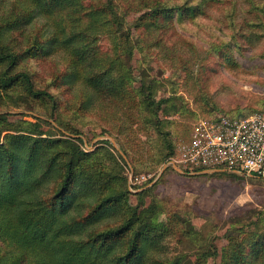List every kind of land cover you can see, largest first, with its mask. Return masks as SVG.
Listing matches in <instances>:
<instances>
[{"label": "rangeland", "instance_id": "obj_1", "mask_svg": "<svg viewBox=\"0 0 264 264\" xmlns=\"http://www.w3.org/2000/svg\"><path fill=\"white\" fill-rule=\"evenodd\" d=\"M113 3L124 22L115 29H129L132 36L123 35L116 45L99 37L81 58L47 45L52 33L44 18L24 24L19 16L28 10L18 0H0V50L24 57L14 68L0 64V81L28 73L35 89L48 91L57 103L53 114V104L32 98L22 82H0V145L7 135L36 138L30 133L38 130L44 133L41 138L59 140L63 155L77 148L90 154L77 178L88 172L99 201L120 196L119 222L135 208L145 211L146 219L152 215L155 231L165 232L158 241L162 259L181 256L185 264H225L232 243L240 245L236 248L247 261H258L251 249L264 251V178L188 175L169 166L168 159L200 119L264 107V0ZM44 7L55 9L52 3ZM155 8L170 9L169 19L158 18L157 26ZM145 13H152L150 19H139ZM121 42H127L126 48L115 54L113 48L121 49ZM75 62L84 74L69 82L64 78L76 70ZM111 66L95 95L87 82ZM124 71L130 86L109 92ZM143 176L145 182L133 184ZM0 246L13 250L1 241Z\"/></svg>", "mask_w": 264, "mask_h": 264}, {"label": "trees", "instance_id": "obj_2", "mask_svg": "<svg viewBox=\"0 0 264 264\" xmlns=\"http://www.w3.org/2000/svg\"><path fill=\"white\" fill-rule=\"evenodd\" d=\"M108 1L109 6L96 7L85 0H18L28 10L19 19L30 24L35 17L44 18L52 33L47 45H53L55 51L67 50L71 57L84 58L99 37L107 36L116 45L123 35L132 36L129 29H115L124 22L119 20L114 0ZM47 3L55 9H46ZM153 13V26H157L158 18L170 17L168 8H155ZM151 14L145 13L139 19H150ZM126 45L121 42V49L113 48L115 54ZM22 59L23 55L7 48L0 50V64L14 68ZM115 62L125 69L121 60ZM77 64L73 65L76 70L64 79L70 82L82 78L84 71ZM111 71L112 66L87 82L95 95ZM119 78L120 84H110L109 92L117 94L130 86L125 71ZM15 81L22 82L32 98L49 100L55 113V97L46 90H36L28 73L2 77L0 82L5 86ZM139 94L146 100L144 90ZM250 109L259 111L264 107ZM213 114L205 118L214 117ZM30 134L38 137L7 135L0 145V241L13 247L9 252L0 246V264H185L181 256L160 257L158 241L165 232L155 231L152 215L146 219V212L135 208L126 221L119 222L120 196L99 201L97 185L86 178L88 172L81 174L83 179L77 178L90 154L77 148L63 155L59 140L41 138L44 133L38 130ZM176 152L177 149L170 153L168 161ZM93 197L96 198L91 201ZM236 247L240 245L231 243L225 264H264L263 250L252 247L251 255L258 261L249 262ZM196 264L208 261L199 260Z\"/></svg>", "mask_w": 264, "mask_h": 264}, {"label": "built area", "instance_id": "obj_3", "mask_svg": "<svg viewBox=\"0 0 264 264\" xmlns=\"http://www.w3.org/2000/svg\"><path fill=\"white\" fill-rule=\"evenodd\" d=\"M168 165L188 175L213 172L264 178V109L200 119ZM141 180L132 182L147 179Z\"/></svg>", "mask_w": 264, "mask_h": 264}, {"label": "crops", "instance_id": "obj_4", "mask_svg": "<svg viewBox=\"0 0 264 264\" xmlns=\"http://www.w3.org/2000/svg\"><path fill=\"white\" fill-rule=\"evenodd\" d=\"M203 173H211V172H199V173H196L194 175H198V174H203ZM213 173V172H212Z\"/></svg>", "mask_w": 264, "mask_h": 264}]
</instances>
